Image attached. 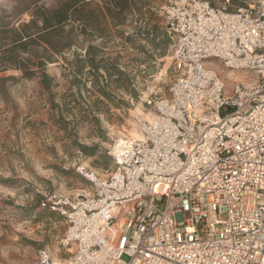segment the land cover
<instances>
[{
	"label": "built area",
	"instance_id": "2783aa9c",
	"mask_svg": "<svg viewBox=\"0 0 264 264\" xmlns=\"http://www.w3.org/2000/svg\"><path fill=\"white\" fill-rule=\"evenodd\" d=\"M173 76L36 264H264V0H166ZM249 68L246 85L206 61Z\"/></svg>",
	"mask_w": 264,
	"mask_h": 264
},
{
	"label": "rangeland",
	"instance_id": "374dc122",
	"mask_svg": "<svg viewBox=\"0 0 264 264\" xmlns=\"http://www.w3.org/2000/svg\"><path fill=\"white\" fill-rule=\"evenodd\" d=\"M0 1L11 6L19 2ZM65 1L40 0L15 26L29 21L31 12L37 8L44 5L56 8ZM114 1L77 0L82 10L76 11L64 26L66 30L72 29L70 36L75 45L61 54L52 50L46 54L57 59L46 68L59 83L55 89L59 95L67 88V78L63 75L66 60L82 52L90 41L103 45L105 57L110 61L116 59L128 75L130 87L136 91V98L123 90L114 91L117 99L128 105L110 106L101 114L100 130L88 122L71 124H78L80 143L98 145L94 156L82 153L55 124L51 94L41 87L38 76L27 78L19 69H3L0 58V264H36L40 249L49 250L56 258L68 256L69 252L60 244L68 228L61 206L67 200L84 199L94 192L82 168L106 177L114 166V151L125 140L138 138L139 120L150 118L156 103L169 96L173 59L166 37L163 9L166 0H125L120 12L109 10ZM24 3L21 6L27 5ZM82 27L85 30L81 32ZM154 28L158 34L155 41L150 40L151 36L137 35L139 31L151 32ZM37 53H42L41 49ZM36 56L30 53L34 61ZM206 65L217 70L227 89L234 80L249 85L256 79L254 70L228 68L217 59L207 60ZM32 69L38 68L32 65ZM40 197L50 203V208L37 207Z\"/></svg>",
	"mask_w": 264,
	"mask_h": 264
},
{
	"label": "trees",
	"instance_id": "16d2710c",
	"mask_svg": "<svg viewBox=\"0 0 264 264\" xmlns=\"http://www.w3.org/2000/svg\"><path fill=\"white\" fill-rule=\"evenodd\" d=\"M18 1L12 6L0 1V58L3 61V69H19L27 78L38 76L41 87L51 94L52 107L56 112L55 124L67 133L82 153L94 156L98 145H87L78 141V124L88 122L96 128L95 130H100L101 114L106 113L110 106L123 108L124 105H128V102L117 99L114 91L123 90L134 98L136 91L130 87L129 77L116 59L110 61L109 57H105L104 46L90 41L82 48V52H76L71 59L66 60L63 75L67 78V88L59 95L55 91L59 83L46 68L48 63L57 59L53 55L46 54L49 50L61 54L65 49L75 45L70 36L72 29L66 30L64 26L76 11L82 10V7L78 6L77 0H66L64 5L56 8L44 5L31 12L29 21L15 26L32 5L40 2V0ZM123 1L125 0H115L113 8L110 7L109 10L122 11ZM23 3L27 5L21 6ZM83 27L81 32L85 30ZM137 35L145 38L151 36V41H155L158 36L155 28L151 32L139 31ZM55 36L59 39L52 40ZM166 37L172 44L173 40L167 30ZM38 49H41L42 53L38 54ZM32 52L37 54L36 61L30 57ZM32 65L38 69L33 70ZM56 97L59 101H56ZM74 121L79 122L71 126ZM96 134L100 133L96 132ZM40 205L50 208V203H47L43 197L37 201V207ZM50 213L53 214L54 211Z\"/></svg>",
	"mask_w": 264,
	"mask_h": 264
},
{
	"label": "bare ground",
	"instance_id": "6f19581e",
	"mask_svg": "<svg viewBox=\"0 0 264 264\" xmlns=\"http://www.w3.org/2000/svg\"><path fill=\"white\" fill-rule=\"evenodd\" d=\"M137 137L139 138V137H141V135H137Z\"/></svg>",
	"mask_w": 264,
	"mask_h": 264
}]
</instances>
